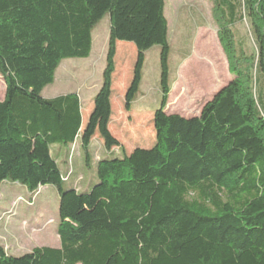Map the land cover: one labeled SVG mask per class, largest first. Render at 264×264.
Returning a JSON list of instances; mask_svg holds the SVG:
<instances>
[{
	"label": "trees",
	"instance_id": "trees-1",
	"mask_svg": "<svg viewBox=\"0 0 264 264\" xmlns=\"http://www.w3.org/2000/svg\"><path fill=\"white\" fill-rule=\"evenodd\" d=\"M211 2L233 79L186 118L165 111V0H0V185L55 187L60 241L20 256L0 243V264H264V0ZM105 16L106 62L84 123L76 92L41 91L62 60L90 56ZM243 20L250 53L232 33ZM121 41L137 52L126 109L139 91L144 52L160 47L155 142L129 153L109 128ZM95 135L120 156L96 161L86 191L66 187L53 149L79 140L88 162Z\"/></svg>",
	"mask_w": 264,
	"mask_h": 264
},
{
	"label": "rangeland",
	"instance_id": "rangeland-1",
	"mask_svg": "<svg viewBox=\"0 0 264 264\" xmlns=\"http://www.w3.org/2000/svg\"><path fill=\"white\" fill-rule=\"evenodd\" d=\"M165 17L168 22L170 82L165 111L186 118L197 116L203 105L233 79L229 60L219 40V24L213 5L211 0H166ZM108 27L105 16L92 31L90 56L62 60L53 83L41 91L46 98L76 92L82 101L84 123L92 98L101 84ZM232 33L237 45L241 43L246 52H252L254 45L246 20L237 23ZM136 53L132 43H118L111 88L109 128L127 153L135 147L149 148L154 144L153 112L160 103V47L155 45L144 52L139 91L130 109L125 107V93L133 77ZM4 92L5 85L0 77V99ZM119 152L116 149L114 153H108L96 135L90 142L88 162L79 140L72 146L53 149L58 166L68 180L65 186L74 185L83 191L96 181V161L119 157ZM58 204L57 191L51 185L30 192L22 185L4 181L0 185V243L7 252L20 256L36 246L58 247Z\"/></svg>",
	"mask_w": 264,
	"mask_h": 264
},
{
	"label": "crops",
	"instance_id": "crops-1",
	"mask_svg": "<svg viewBox=\"0 0 264 264\" xmlns=\"http://www.w3.org/2000/svg\"><path fill=\"white\" fill-rule=\"evenodd\" d=\"M165 10H166V0H165V9H164V12H165ZM118 43L119 42H117V45H118ZM92 51V50H91ZM95 95V94H94ZM93 99V98H92ZM91 108H92V106H91ZM91 110V109H90Z\"/></svg>",
	"mask_w": 264,
	"mask_h": 264
}]
</instances>
